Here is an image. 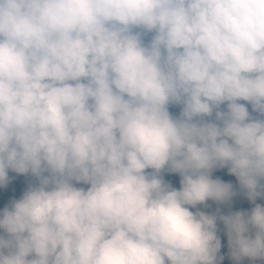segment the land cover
I'll use <instances>...</instances> for the list:
<instances>
[{
    "label": "clouds",
    "instance_id": "obj_1",
    "mask_svg": "<svg viewBox=\"0 0 264 264\" xmlns=\"http://www.w3.org/2000/svg\"><path fill=\"white\" fill-rule=\"evenodd\" d=\"M239 101L264 117V0H0V187L36 179L0 264H220L217 221L234 264L264 259V206L190 210L231 202L225 167L264 198Z\"/></svg>",
    "mask_w": 264,
    "mask_h": 264
},
{
    "label": "trees",
    "instance_id": "obj_2",
    "mask_svg": "<svg viewBox=\"0 0 264 264\" xmlns=\"http://www.w3.org/2000/svg\"><path fill=\"white\" fill-rule=\"evenodd\" d=\"M239 103L245 104V106L248 108L249 113L254 118H262L259 117L258 113L252 112L251 105L248 103H244L242 101H239ZM222 108H225L226 105H222ZM169 111L171 114L178 115L180 111V106H170ZM8 171V182L5 186L0 187V211H3L4 208L11 206V203L14 200H19L25 191H27L28 187L30 185H34L36 183L35 177L31 176V174H18L11 170ZM151 171V170H147ZM164 179L166 182H169L174 188L179 189L180 187V177L178 174L174 173H164ZM213 178H219L221 181L226 183H231L233 186L234 191L236 192V195L232 197L231 202L228 204H217L214 201H206V207L204 205H197L196 209H190L192 211L200 210L204 211L205 213L212 214L214 213L217 208L220 209V213L223 215H227L230 212H236V211H247L250 212L251 209L255 206V204H260L261 206H264V198L257 197L255 202H250L244 192L239 186V182L237 178L234 175H231L228 173L227 168L218 169L215 170L212 174ZM82 187L87 188V185H79ZM217 235L220 239V256H223V260L220 262V264H234V261L231 259L229 255V248H228V239L227 235L224 230V226L222 222L217 221ZM0 235H3L6 237V233L3 232V230H0ZM241 264H264V259H257V260H250L248 258H245Z\"/></svg>",
    "mask_w": 264,
    "mask_h": 264
},
{
    "label": "rangeland",
    "instance_id": "obj_3",
    "mask_svg": "<svg viewBox=\"0 0 264 264\" xmlns=\"http://www.w3.org/2000/svg\"><path fill=\"white\" fill-rule=\"evenodd\" d=\"M242 102L247 103V102H245V101H242Z\"/></svg>",
    "mask_w": 264,
    "mask_h": 264
}]
</instances>
